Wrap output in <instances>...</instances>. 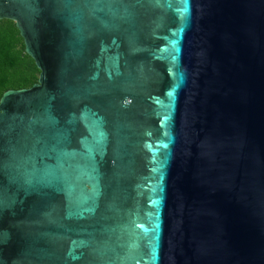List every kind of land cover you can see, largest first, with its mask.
<instances>
[{"label":"water","instance_id":"obj_1","mask_svg":"<svg viewBox=\"0 0 264 264\" xmlns=\"http://www.w3.org/2000/svg\"><path fill=\"white\" fill-rule=\"evenodd\" d=\"M40 70L0 99V264H264V0H0Z\"/></svg>","mask_w":264,"mask_h":264},{"label":"trees","instance_id":"obj_2","mask_svg":"<svg viewBox=\"0 0 264 264\" xmlns=\"http://www.w3.org/2000/svg\"><path fill=\"white\" fill-rule=\"evenodd\" d=\"M40 70L26 53L24 39L16 23L0 20V99L10 89L31 88L38 82Z\"/></svg>","mask_w":264,"mask_h":264}]
</instances>
